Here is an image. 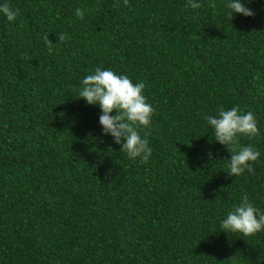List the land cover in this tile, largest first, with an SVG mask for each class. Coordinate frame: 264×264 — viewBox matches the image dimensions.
<instances>
[{"label":"trees","instance_id":"1","mask_svg":"<svg viewBox=\"0 0 264 264\" xmlns=\"http://www.w3.org/2000/svg\"><path fill=\"white\" fill-rule=\"evenodd\" d=\"M194 2L0 0L19 9L0 13V264H264V230L219 229L244 195L264 212V0ZM97 67L145 84L146 163L78 98ZM236 105L261 155L232 177L204 117Z\"/></svg>","mask_w":264,"mask_h":264},{"label":"clouds","instance_id":"2","mask_svg":"<svg viewBox=\"0 0 264 264\" xmlns=\"http://www.w3.org/2000/svg\"><path fill=\"white\" fill-rule=\"evenodd\" d=\"M128 5V0H124ZM192 9L201 7L194 0H188ZM233 13L242 14L245 17L255 15L254 11L245 6L241 0H230L226 5ZM2 13L8 22H15L19 15V9L12 8L8 3L0 4ZM75 15L80 20L85 17V10L77 8ZM58 40L64 41L66 34H58ZM49 54H52L54 43L48 36L44 37ZM145 84L133 83L126 75H119L112 70H102L97 67L94 73L87 75L82 80V88L78 98L87 101L89 105H99L102 114L99 123L104 135H111L114 143L121 145V151L126 153L129 159H140L146 163L152 155L149 147L147 130L152 127V117L155 109L146 101L143 94ZM115 110L116 114L111 115ZM207 123L214 130L217 142L237 151L228 159V175L235 177L243 174L246 170L254 173L253 164L260 157V152L252 145L242 146L240 139L246 137L252 139L259 135L256 116L253 112H242L239 105L225 110L222 106L218 109L217 116H205ZM145 130L142 138L141 131ZM219 229L227 233H242L245 236L254 235L264 230V212L256 208L250 202L249 197L244 195L240 203L234 206L220 222Z\"/></svg>","mask_w":264,"mask_h":264}]
</instances>
